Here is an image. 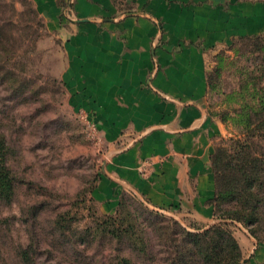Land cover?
I'll return each instance as SVG.
<instances>
[{
  "label": "crops",
  "instance_id": "crops-1",
  "mask_svg": "<svg viewBox=\"0 0 264 264\" xmlns=\"http://www.w3.org/2000/svg\"><path fill=\"white\" fill-rule=\"evenodd\" d=\"M63 40L60 80L107 147L95 196L130 194L188 226L218 221L212 157L224 123L210 111V58L264 35V0H31ZM239 264H264L241 223Z\"/></svg>",
  "mask_w": 264,
  "mask_h": 264
},
{
  "label": "rangeland",
  "instance_id": "rangeland-1",
  "mask_svg": "<svg viewBox=\"0 0 264 264\" xmlns=\"http://www.w3.org/2000/svg\"><path fill=\"white\" fill-rule=\"evenodd\" d=\"M0 25L10 38L7 47L17 52L7 66L20 74L19 79L30 82L28 92L13 94L8 88L10 83L5 86L0 79V135L6 136L9 165L19 183L15 200L0 202L1 252L14 262V248L26 244L35 234L42 244L39 264H109V259L118 254L135 258L136 251L120 243L107 241L99 245L94 238L102 236L92 235L88 229L107 216H115L127 226L137 224L138 217L145 225L146 218L164 213L130 194L121 197L115 209L104 210V202L95 196V190L107 159V147L100 133L87 123L86 115L75 109L60 80L65 65L63 40L50 29L31 0H0ZM234 44L233 50L221 49L222 63L218 55L210 58L208 102L212 114L220 119L224 113L234 116L244 103L252 107L251 130L245 127L244 131V126L233 118L225 122L222 119L224 134L217 147L231 155L236 140L245 139L252 154L258 156L264 153V114L253 107L255 93L264 92V47L259 48L264 40ZM241 90H245L244 98L236 93ZM35 207L39 210L36 218ZM234 208L231 202L221 203L219 214ZM66 211L71 228L64 229L65 233L60 228L54 232L57 214ZM228 223L233 224L234 232L236 223L250 232L242 221ZM210 226L202 228L192 222L185 227L203 231ZM259 233L264 238V232ZM158 248L156 245L154 250ZM136 263L141 264L138 260Z\"/></svg>",
  "mask_w": 264,
  "mask_h": 264
},
{
  "label": "trees",
  "instance_id": "trees-1",
  "mask_svg": "<svg viewBox=\"0 0 264 264\" xmlns=\"http://www.w3.org/2000/svg\"><path fill=\"white\" fill-rule=\"evenodd\" d=\"M0 26L3 27V25ZM240 40L262 42L264 35L236 39L228 49H235L234 43ZM9 41V36L0 29L1 82L5 86L10 83L8 88L13 94L28 92L30 82L19 79L20 74L7 66L15 54L17 55L14 49L7 47ZM263 47V44L259 45V48L263 49ZM220 53L221 51L217 55L222 63L223 59L219 55ZM209 76L210 74L208 80ZM236 93L242 95L243 98L246 96L245 90ZM255 95L257 100L253 109L264 114V92L258 91ZM230 97H233V94ZM251 109L252 107H248L244 103L240 111H235L234 116L224 113L222 119L225 122L233 118L235 122L244 126V131L251 130L253 113ZM261 122H264V119ZM244 140H236L233 154L230 155L228 150L217 147L212 157L217 187L216 197L213 201L218 217L216 224H212L203 231H191L177 219L165 214L158 215L154 219L146 218L147 224L145 225L138 217L137 224L128 223L127 226L117 217L107 216L106 219H101L95 228H89L88 231L92 235L102 236V239L97 240L93 237L95 241H99L98 244L101 246L108 241L125 245L129 250L133 249L137 253L136 260L141 264H239L243 258L242 249L234 235L233 224L228 221L232 223L235 221L244 222L249 226L254 237L264 240L259 233L264 232V153L258 156L253 155L249 150L250 144L245 143ZM9 151L6 136L3 133L0 135V202L7 204L15 200L19 184L18 177L9 165ZM236 161L237 163H233ZM224 202L233 203L235 208L227 210L225 214L221 215L219 206ZM37 208L33 212L35 218L39 215ZM68 215V211L57 214L53 225L54 232L56 229L59 231L58 228H60L65 233L64 229L71 228ZM34 236L35 234L26 244H20L14 248V262H11L12 259L8 258L0 249V264H39L38 258L42 244L40 237ZM50 245L54 246V242L51 241ZM156 245L159 248L155 251ZM135 258L126 254H118L109 259V264H137Z\"/></svg>",
  "mask_w": 264,
  "mask_h": 264
},
{
  "label": "built area",
  "instance_id": "built-area-1",
  "mask_svg": "<svg viewBox=\"0 0 264 264\" xmlns=\"http://www.w3.org/2000/svg\"><path fill=\"white\" fill-rule=\"evenodd\" d=\"M86 121H87V123L90 125V127L91 128H93V130L95 131L96 130V127H95V125H92L89 121H88V119L86 118Z\"/></svg>",
  "mask_w": 264,
  "mask_h": 264
}]
</instances>
